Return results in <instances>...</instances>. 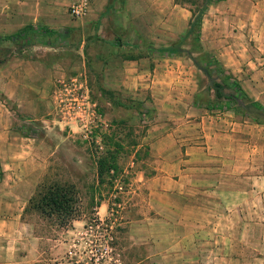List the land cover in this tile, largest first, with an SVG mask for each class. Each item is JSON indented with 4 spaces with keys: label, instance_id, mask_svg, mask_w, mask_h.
<instances>
[{
    "label": "crops",
    "instance_id": "obj_1",
    "mask_svg": "<svg viewBox=\"0 0 264 264\" xmlns=\"http://www.w3.org/2000/svg\"><path fill=\"white\" fill-rule=\"evenodd\" d=\"M263 3L255 10L253 0L210 2L200 26L201 63L179 54L158 56V49L176 42L167 31L169 25L135 23L137 17L131 20L130 35L117 39L118 34L108 30L101 50L91 48L102 64L107 91L139 101L149 95L142 106L148 105L152 115L149 137L156 173L149 177L150 197L167 200L166 232L172 239L173 264H264V125L252 115L219 109L216 90L213 95L209 87L210 81L221 83L216 64L264 107V40H259L258 50L251 42L258 39L255 30L264 34ZM68 5L69 0H0V36L28 27L53 34L62 27ZM95 10L100 11L97 4ZM152 11L156 13L150 4L147 17ZM181 13L184 35L191 12ZM49 35H40L38 45L49 46L47 59L22 57L0 67L4 102L0 105V237L4 239L13 236V222H20L22 205L43 172L37 167L30 189L21 193L15 189L23 182L12 179V172L3 166L9 163L4 155L21 140L11 131L15 113L30 118L50 109L60 64ZM2 108L11 116L3 118ZM8 249L3 247L0 264H12L6 258L12 256Z\"/></svg>",
    "mask_w": 264,
    "mask_h": 264
},
{
    "label": "rangeland",
    "instance_id": "obj_2",
    "mask_svg": "<svg viewBox=\"0 0 264 264\" xmlns=\"http://www.w3.org/2000/svg\"><path fill=\"white\" fill-rule=\"evenodd\" d=\"M192 1L196 2L192 10L197 11L206 0ZM253 2L257 10V4L261 7L264 0ZM95 4L100 11L95 10ZM150 4L156 13L152 11L147 17ZM68 7L61 18L62 27L48 37L50 46L57 49L59 57L55 55V59L60 64L53 78L50 109L30 118L15 113L11 131L21 140H16V148L11 147L4 155L9 163L3 168L12 172V179L23 182L15 192L30 189L29 180L37 167L43 170L37 185L45 178L74 184L80 215L68 226L60 227L29 208L27 202L22 205L20 222H13V236L0 237V261L3 247L8 246L12 256L6 258L12 264H173L172 239L166 232L167 200L150 197L149 177L156 173L149 137L152 115L148 105L142 106L149 95L146 93L145 100L139 101L107 91L102 82V64L91 48L99 46L101 50L108 30L118 34L117 39L130 35L131 20L137 17L135 23L149 20L158 26L168 24L167 31L173 34L170 37L180 45L177 55L201 63L204 55L195 45L194 34L182 35L185 19L181 12L191 7L175 4L174 0H92L88 13L79 19L69 16ZM255 31L258 39L251 42L253 46L257 43L254 47L258 50L264 34L261 29ZM39 38L29 32L23 42L13 43L0 36V67L22 57H50L46 51L49 46L38 48ZM227 76L225 72L223 77ZM214 85L210 81L213 95L216 90L221 101L230 99L232 91L225 81L219 88ZM234 101L247 110L245 100H229ZM0 105H4L2 98ZM2 109L3 118L11 116ZM99 160L103 166L100 176Z\"/></svg>",
    "mask_w": 264,
    "mask_h": 264
},
{
    "label": "trees",
    "instance_id": "obj_3",
    "mask_svg": "<svg viewBox=\"0 0 264 264\" xmlns=\"http://www.w3.org/2000/svg\"><path fill=\"white\" fill-rule=\"evenodd\" d=\"M213 1H223V0H206L197 11L192 10V7L196 5V2L192 0H174L175 4L179 5H189L191 12V19L186 29L185 36H189L191 33L194 34L193 40H196L195 45H199V35H200V26L202 22L203 14L206 10L207 5ZM29 32H35L36 35H49L48 30L41 29L37 31L33 27L24 28L20 32L9 35L6 37L5 41L16 42L22 41L28 35ZM54 33V32H53ZM179 43L173 44L167 48L158 49L159 52L164 51L169 55H177L180 51ZM200 47V45H199ZM201 48V47H200ZM202 50V49H201ZM217 73L222 77V81H225L229 88H231L232 95L230 99L224 98V101H221V95L219 92H216V106L222 110H230L235 113L242 112L248 115H252L254 120L260 124L264 125V107L255 102L250 98L240 87V85L231 78V76L223 77L225 71L218 67L215 64ZM231 79V80H230ZM215 87L219 88L220 83H216ZM238 97L243 99L247 103V110L239 108L234 102H229V100H237ZM253 110L254 112L250 111ZM259 111V112H258ZM102 162L99 160V172L98 176L102 174L103 166ZM115 167V166H113ZM2 178V171L0 170V180ZM80 200L78 191L74 184L67 182H59L53 180H43L35 188L34 193L28 200V207L34 211L39 212V214L49 220H53L58 226L66 227L71 222L78 219L80 215Z\"/></svg>",
    "mask_w": 264,
    "mask_h": 264
},
{
    "label": "built area",
    "instance_id": "obj_4",
    "mask_svg": "<svg viewBox=\"0 0 264 264\" xmlns=\"http://www.w3.org/2000/svg\"><path fill=\"white\" fill-rule=\"evenodd\" d=\"M92 0H72L68 7V14L73 19L85 16L91 6Z\"/></svg>",
    "mask_w": 264,
    "mask_h": 264
}]
</instances>
